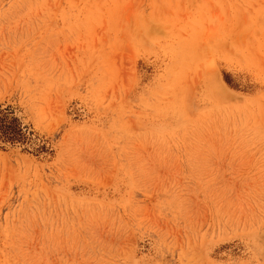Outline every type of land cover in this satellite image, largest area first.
<instances>
[{
    "label": "rangeland",
    "instance_id": "1",
    "mask_svg": "<svg viewBox=\"0 0 264 264\" xmlns=\"http://www.w3.org/2000/svg\"><path fill=\"white\" fill-rule=\"evenodd\" d=\"M0 264H264V0H0Z\"/></svg>",
    "mask_w": 264,
    "mask_h": 264
}]
</instances>
